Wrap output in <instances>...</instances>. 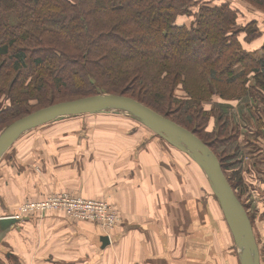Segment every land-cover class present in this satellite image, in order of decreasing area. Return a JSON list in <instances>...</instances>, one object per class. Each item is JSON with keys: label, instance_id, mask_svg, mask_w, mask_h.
Here are the masks:
<instances>
[{"label": "trees", "instance_id": "1", "mask_svg": "<svg viewBox=\"0 0 264 264\" xmlns=\"http://www.w3.org/2000/svg\"><path fill=\"white\" fill-rule=\"evenodd\" d=\"M247 2L264 13V0ZM190 16L195 18L190 27L177 23L180 17ZM243 34L246 44L252 42L260 35L257 23L240 25L238 10L228 2L218 6L195 0H0V131L40 110L31 111V100L43 104L49 100L48 93L53 100L57 89H67V95L78 99L127 96L182 125L208 145L240 200L237 186L244 182L237 166L241 160H236L237 138L231 135L221 141L220 134L210 142L200 134L203 129L192 130L162 114L155 108L160 107L155 98L171 102L174 89L180 82L185 85L182 79L188 76L212 84L222 100L248 99L250 89L264 95V57L257 58L244 48ZM94 55H100L99 60ZM130 63L136 66L123 71ZM170 67L180 70L173 75L167 71ZM12 74L13 81H8ZM156 86L166 88L165 95ZM223 86H230V91ZM93 88L101 92L95 95ZM206 89L212 92L210 86ZM208 91L202 89L203 94ZM6 95L11 105L3 104ZM175 102L180 106L178 114L189 120L206 121L215 114L202 111L201 104Z\"/></svg>", "mask_w": 264, "mask_h": 264}, {"label": "rangeland", "instance_id": "2", "mask_svg": "<svg viewBox=\"0 0 264 264\" xmlns=\"http://www.w3.org/2000/svg\"><path fill=\"white\" fill-rule=\"evenodd\" d=\"M239 3L244 7L242 8L240 6V9L244 11L241 13V16H247L248 18L253 17L255 13H252L251 6L247 3V0H239ZM246 5H248L249 8ZM255 16L258 20H262L260 16ZM99 56L100 55H94L93 58L95 57L96 60H99ZM127 66L135 67L136 63L125 64L124 67H122V70L128 71V69H132ZM169 69H167V71L171 72L170 74L173 75L175 70H180L178 67H170ZM150 75L151 78L154 79L155 70L151 71ZM252 76L253 75L249 78L252 80L251 84L254 85L255 81ZM13 79V74L8 77V81H13ZM182 80L185 85L182 82L177 85L173 91L172 101L164 100L163 103V100L155 98L160 105V107L157 106L155 108H160L159 111L162 114H167L170 117L179 120L192 130L203 129L200 134L210 142L214 141L217 136L220 137V134L221 141H225V139H228L231 135H234L235 138H237L234 143H237V146L240 147V151L236 155V160H241L237 166L239 171L241 170L240 173L242 181L244 182V186L242 184L237 186V192L242 201L241 204L244 206L246 205L248 214L251 216V222L258 242L257 245H259L261 253V264H264V205L262 200L260 201V196L257 191L258 189H256L258 188V185H260L258 184V179H264L261 175L262 168L258 165V163L260 164V161L257 160L264 159L259 156L258 151H255V149L258 148L257 145L249 147V145H246L243 140V136H247L250 126L254 128L255 124L259 122L258 118H264V95L257 93V90L250 89V99L248 97V99L243 98L242 95V99L237 101L222 100L217 94L218 89H213L212 84L205 83L202 80L190 76H188V78L184 77ZM100 83L103 82L100 81ZM241 84L243 83L241 82L240 85L238 84L240 89ZM185 86H187V90H185ZM209 86L212 90L210 93L206 89V87ZM26 87L27 86L24 85L25 89ZM229 87L230 86H223V89H226L229 92ZM106 89L111 91L110 87H106ZM156 89L160 91V95H165L167 92L166 88H162L161 86H156ZM202 89L208 91V94H203ZM220 89H222V85H220ZM99 92L101 91L96 88L92 89V93L95 95ZM51 94L52 93H48L47 98L49 97V100H44L43 104L37 100H31L30 103L34 105L33 108H31V111L33 112L37 109H41L40 106H49V104L52 103L58 104L59 102H69L78 99L76 96L67 95V89L55 90L53 100H50ZM227 95H230V93ZM42 98L44 97L42 96ZM175 99L181 102L188 101L194 105L201 104L204 108L201 107L202 111L205 110L208 113L214 111L215 114L211 118L208 116L209 118L206 119V121L204 118L202 120L186 119L185 116L178 114L177 110L180 106L175 102ZM200 99H204L202 103L200 102ZM146 101L150 102L148 99ZM247 102L249 103L246 104ZM3 104L11 105V101L8 100L7 95L3 99ZM14 107L18 106L14 105ZM226 117L228 118L227 120L229 121V124L224 126V122L227 121L225 119ZM15 118L16 115L10 117L9 122H13ZM198 123H202V125L198 126ZM220 127L221 130L219 133L218 131ZM232 129L235 134H231L233 132ZM1 132L2 131H0V134ZM143 133L149 134L152 137V142L155 143L154 146L157 149H160V154L165 157L163 159V164H168L167 160H170L169 165L186 167V171H188V169L191 172L197 171V177L198 173H200L199 171H201V179H203L204 182L203 186H209L206 175L197 167L195 162H193L186 154L173 148L160 137H157L156 134H153V132L137 120L133 119L130 115L121 112L82 115L61 120L55 122V124L50 123L27 132L15 142L13 147L5 154L0 162V214L3 213V216L0 215V218L16 216V214H20L22 208L24 209V206H30L32 204L41 205L54 196L60 197L67 195L70 199L75 201L82 200L85 202L96 203L105 202L108 206L109 214H117L120 217L115 220L113 227L108 229L109 231L104 232L101 228V223H99L97 219V216L99 215L97 213H95L92 218L90 215V219L83 220L75 215V217L71 216L73 213H79L78 211L72 212L71 208L68 206L63 207L59 204L54 206L53 209H43L39 207L29 212L33 216L31 218H34L38 223H44L46 226V228L43 229L42 236L38 238V243L45 245L47 244L48 239H51L50 234L48 233L51 225L49 220L51 219H58V223H64L66 221L65 223H71L76 226L79 224H90L93 226L94 231H97V233L98 231H101L103 235L111 238V234L120 226L122 217L119 209H117L118 207L114 205L113 201L111 202L109 199H102L93 196L95 194L93 190H99V186L104 187L106 184V182L99 179L97 166L101 161H105V158L103 157L106 156V152H112L117 156L118 154H124V152H122L123 150H128L126 154H129V151H132L135 147L140 148L142 145L140 135ZM108 138H111V140L108 141ZM126 154L123 155V157H125ZM115 159L116 158L113 155L114 164L116 166L120 165V163L115 162ZM108 166L111 167V164L108 163ZM103 168L105 170V166H103ZM190 175L194 176V174ZM114 176V172H108V178H114ZM57 185L58 191L54 188ZM203 190L205 189L203 188ZM205 191H202V198L204 199L207 197ZM209 192V197H215L211 189ZM3 201H7L8 204H10L11 208L9 211L3 210ZM219 208V223L218 221H216V223L213 221L212 223L215 227V231L219 228V232L214 234L212 244L224 247V249L226 246L233 248L235 259L240 263L239 249L234 242L232 233L225 221L220 205ZM205 220L206 218L204 216L203 226H206ZM222 223L224 224L225 229L222 227ZM93 230L88 231L96 234ZM62 240H58L59 245H61ZM77 241V239L75 242L71 240L68 247L60 248L63 251L62 253H64L63 255H60V258L61 256L65 257L64 260H60L58 264H68V262L72 264L70 261H73L75 264V262H78L81 259L77 258L76 255H70V252L72 253V248H74V250L80 249L78 246L79 244L81 245V243L78 242L77 244ZM9 247L13 252L17 253L18 250L14 247L13 243H11V245L9 244ZM27 255L28 257H32V264L37 263H35L37 259L33 258L35 256H31L35 254ZM52 257L55 262L54 264H56V257ZM5 259V256L1 257L0 263L26 264V259L21 255L16 257L12 254L11 260L8 263Z\"/></svg>", "mask_w": 264, "mask_h": 264}, {"label": "crops", "instance_id": "3", "mask_svg": "<svg viewBox=\"0 0 264 264\" xmlns=\"http://www.w3.org/2000/svg\"><path fill=\"white\" fill-rule=\"evenodd\" d=\"M195 1L200 5L210 3L218 6L228 2L232 7H237L240 25L246 26L255 21L260 35L246 44V35L243 34L241 41L248 52L255 53L257 58L264 57V13L251 6L252 13H255L253 17L241 16L244 11L240 6L244 7L239 0ZM192 9L196 12L199 8ZM255 15L262 20L259 21ZM194 20V16L180 17L177 23L190 27ZM258 119L260 123L257 122L254 128L250 126L243 140L249 147L257 145L255 151L264 159V118ZM140 138V148L135 147L129 154H126L128 150H123L124 154L117 156L105 151V161L97 166L99 179L106 184L104 187L99 186V190H93V196L113 201L122 217L120 226L111 234V238L107 236L111 242L107 248L103 249L100 241L106 235L94 231L92 225L76 226L66 221L58 223V219L49 220L51 225L48 233L51 239L48 237L47 244L38 243L46 226L30 217L29 221L19 226L20 230L10 232L1 241L0 258L5 256L8 263L12 254L16 257L21 255L26 259V264H32V257L27 254H35L31 256L37 259L36 264H54L52 256L56 257L58 264L65 257L60 258L64 254L60 248L68 247L71 240L75 242L77 239V244L81 243L78 246L80 249L72 248L70 252V255L81 258L75 264H240L235 259L233 248L226 246L224 249L212 244L214 234L219 232V228L215 231L212 223H219L220 208L216 198L209 197L210 187L203 186L201 171L197 177V171L169 165L170 160H167L168 164H163L165 157L154 146L152 137L143 133ZM112 154L120 165L114 164ZM257 161H260L258 165L262 168L261 175L264 178V160ZM110 171L115 173L114 178H108ZM258 180L260 185L256 189L264 205V179ZM54 188L58 191V185ZM202 191H205L207 199L202 198ZM3 204V210L9 211L10 204L7 201H3ZM204 216L206 226H203ZM222 227L225 229L223 223ZM59 239H63L61 245L58 244ZM11 243L18 250L17 253L10 249Z\"/></svg>", "mask_w": 264, "mask_h": 264}, {"label": "water", "instance_id": "4", "mask_svg": "<svg viewBox=\"0 0 264 264\" xmlns=\"http://www.w3.org/2000/svg\"><path fill=\"white\" fill-rule=\"evenodd\" d=\"M121 112L130 115L157 137L173 148L186 154L206 175L209 187L219 202L225 221L239 249L240 264H261V253L250 217L227 180L218 157L201 139L188 129L151 108L127 96L96 95L58 103L40 109L13 122L0 134V162L5 154L27 132L82 115H97ZM30 218L12 216L0 218V243ZM102 248L111 242L109 237L100 239Z\"/></svg>", "mask_w": 264, "mask_h": 264}, {"label": "built area", "instance_id": "5", "mask_svg": "<svg viewBox=\"0 0 264 264\" xmlns=\"http://www.w3.org/2000/svg\"><path fill=\"white\" fill-rule=\"evenodd\" d=\"M77 202V203H76ZM60 206H68L71 208L72 212L78 211L79 214L73 213L71 216H77L79 218H82L83 220H88L92 216L97 213L99 214L97 216V219L99 223L102 225V230L104 232L109 231L108 229H111L113 227V224L115 223V220H117L120 216L117 214H109L108 206L105 204V202L102 203H96V202H85L82 200L75 201L70 199L67 195L66 196H60L56 197L54 196L49 201L44 202L41 205H35L32 204L30 206H24V209L22 208L20 214H16L17 218H26V217H33L30 211H33L34 209H37L39 207L43 209H53L54 206L59 205ZM12 216V217H16ZM74 216V217H75Z\"/></svg>", "mask_w": 264, "mask_h": 264}]
</instances>
